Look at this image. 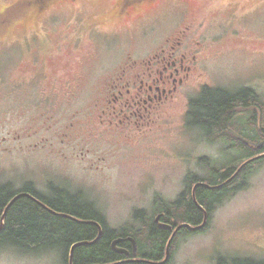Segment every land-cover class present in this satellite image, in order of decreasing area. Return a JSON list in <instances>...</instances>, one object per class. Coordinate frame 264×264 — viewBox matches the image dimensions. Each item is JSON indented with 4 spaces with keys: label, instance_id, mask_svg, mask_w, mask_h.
Here are the masks:
<instances>
[{
    "label": "rangeland",
    "instance_id": "374dc122",
    "mask_svg": "<svg viewBox=\"0 0 264 264\" xmlns=\"http://www.w3.org/2000/svg\"><path fill=\"white\" fill-rule=\"evenodd\" d=\"M121 2L0 0V184H29L47 197L50 185L67 189L110 229L137 232V211L150 220L160 197L179 199L188 176L210 178L202 160L235 163L228 145L188 127V112L206 87L264 96V0H134L120 11ZM174 37L200 44L195 75L160 113L115 115L109 72ZM248 184L217 208L207 231L180 239L170 264L264 261V168ZM0 264L64 262L60 252L7 247Z\"/></svg>",
    "mask_w": 264,
    "mask_h": 264
},
{
    "label": "trees",
    "instance_id": "16d2710c",
    "mask_svg": "<svg viewBox=\"0 0 264 264\" xmlns=\"http://www.w3.org/2000/svg\"><path fill=\"white\" fill-rule=\"evenodd\" d=\"M188 127H199L206 133L209 142L225 143L228 145L227 151L236 152L238 157L233 166L228 167H211L208 161L202 160L204 167L211 173L210 178L188 176L185 181L186 189L179 199L170 203L160 197L158 207L150 220L144 216L145 212L137 211L140 231L136 232L129 226L110 229L105 218L92 204L83 200L80 194L67 189L50 185L51 196L54 194L51 198L41 195L29 184L20 191H15L10 183L0 184V248L9 247L23 254L56 251L60 252L64 264H69L73 245L94 243L98 239V227L82 223L94 221L102 226L103 235L94 245L77 247L74 252V264H116L123 261L124 257L115 254L111 244L114 239L128 236L134 237L139 244L137 258L160 262L165 259L166 247L173 231L184 224L201 226L206 212L208 220L203 230L192 232L184 227L177 233L167 263L170 264L180 239L207 231L212 225L217 208L247 188L251 177L264 168V154L257 155L251 148L233 138L236 135L255 144H264V96L251 89L233 94L222 88L206 87L199 98L190 102ZM261 152H264V149ZM253 158L255 160H252ZM233 177V181L227 183ZM199 183L203 185H198L194 197L193 188ZM21 193L31 194L60 215L52 214L28 197L18 199L5 215L11 201ZM158 214H164L165 221L162 223L172 226L173 230L159 228L155 221ZM220 264H264V261L240 258Z\"/></svg>",
    "mask_w": 264,
    "mask_h": 264
},
{
    "label": "flooded vegetation",
    "instance_id": "af4514ba",
    "mask_svg": "<svg viewBox=\"0 0 264 264\" xmlns=\"http://www.w3.org/2000/svg\"><path fill=\"white\" fill-rule=\"evenodd\" d=\"M71 1L77 2V0ZM141 1H145L144 4H150L153 0ZM133 5L134 0H122L119 8L122 11L132 8ZM188 31L189 28L184 31V37L187 36ZM183 40V38L175 37L168 38L165 42L160 40V49L158 48L154 56L138 62L129 58L121 69L110 71L114 84L111 86L112 91L109 96L108 109H112L117 116H124L125 119H129L131 115H141L140 118L143 119L145 113L156 111L160 113L165 103L178 91L185 80L195 75L197 69L198 62L195 50L196 47L200 49L201 46L200 44H196V47L191 43L184 44ZM126 79L129 82L124 84L123 82ZM100 83L104 88H109V82H104L103 78ZM204 134L206 137V133ZM233 138L235 141L237 140L244 146L251 148L257 155L264 154V152H261L264 146L256 151V146L259 144L236 137V135ZM245 142H248V145ZM159 215H163V217L159 223L156 222L158 226L160 222L165 221L164 214H158L156 218ZM118 247L127 249L131 254L129 257L121 255L124 260H141L137 258L140 249L138 242L136 253L133 251L131 242H122L118 244Z\"/></svg>",
    "mask_w": 264,
    "mask_h": 264
},
{
    "label": "water",
    "instance_id": "95a60500",
    "mask_svg": "<svg viewBox=\"0 0 264 264\" xmlns=\"http://www.w3.org/2000/svg\"><path fill=\"white\" fill-rule=\"evenodd\" d=\"M247 145H248V142H245ZM262 145L264 144H259L256 149V151H259L261 148H262ZM262 156V155H261ZM260 157V156H258ZM257 157V158H258ZM252 160H255V158H253ZM251 160V161H252ZM234 179L231 178L227 183H230L232 182ZM225 183V184H227ZM225 184H223V186H225ZM198 185H203L202 183L200 184H197L194 188H193V195L195 197V191L198 187ZM209 187V186H208ZM209 188H212V187H209ZM22 197H28L30 199H32L34 202H36L37 204H39L41 207L47 209L48 211H50L52 214L54 215H60V214H57L56 212H53L52 210H50L48 207H46L42 202H40L38 199H36L34 196H32L31 194H28V193H21L19 195H17L12 201L11 203L9 204L8 208L6 209V212H5V215L8 211V209L20 198ZM199 207H201L200 205H198ZM4 215V217H5ZM3 217V218H4ZM163 215H159L157 218H156V222L159 223V221H161ZM71 218V217H69ZM73 220H76L74 218H71ZM208 220V217H207V213L205 212V220L203 221L204 223H202L201 226L199 227H193L191 226L190 224H184V225H181L179 226L175 231H173V235L172 237L170 238L168 244H167V247H166V251H165V259L163 261H160V262H150V261H146V260H123V261H120L116 264H125V263H149V264H167L170 260V253H171V247H172V243L177 235L178 232H180L184 227L187 228L189 231H192V232H199L201 230H203L207 224V221ZM78 221V220H76ZM82 223H86V224H91V225H96L99 229V237L98 239L94 242V243H77L75 245L72 246L71 250H70V255H69V264H74V252H75V249L79 246H89V245H94L95 243H97L102 235H103V228L102 226L98 223V222H94V221H90V222H82ZM159 228L162 229V230H173L172 226L166 224V223H162L160 222V225H159ZM131 242L132 246H133V251L134 253L137 252V241L135 240L134 237L132 236H128L127 238H117L116 240H113L112 241V244H111V248L113 250V252L115 254H118V255H125L126 257H129L131 254L130 252L127 250V249H124V248H119L118 247V244L122 243V242Z\"/></svg>",
    "mask_w": 264,
    "mask_h": 264
}]
</instances>
